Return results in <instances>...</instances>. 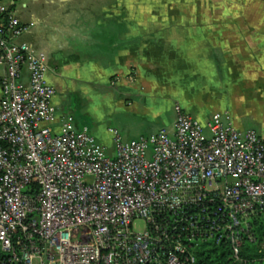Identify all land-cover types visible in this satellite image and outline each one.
Segmentation results:
<instances>
[{
  "label": "built area",
  "instance_id": "obj_1",
  "mask_svg": "<svg viewBox=\"0 0 264 264\" xmlns=\"http://www.w3.org/2000/svg\"><path fill=\"white\" fill-rule=\"evenodd\" d=\"M29 28L0 2V264H196L208 244L240 260L264 222V134L176 106L173 136L111 129L109 155L59 115Z\"/></svg>",
  "mask_w": 264,
  "mask_h": 264
},
{
  "label": "crops",
  "instance_id": "obj_2",
  "mask_svg": "<svg viewBox=\"0 0 264 264\" xmlns=\"http://www.w3.org/2000/svg\"><path fill=\"white\" fill-rule=\"evenodd\" d=\"M0 2L30 26L18 42L47 56L59 115L95 123L98 141L114 116L124 141L173 136L176 106L264 134V0Z\"/></svg>",
  "mask_w": 264,
  "mask_h": 264
},
{
  "label": "trees",
  "instance_id": "obj_3",
  "mask_svg": "<svg viewBox=\"0 0 264 264\" xmlns=\"http://www.w3.org/2000/svg\"><path fill=\"white\" fill-rule=\"evenodd\" d=\"M185 111V110H184ZM256 241H245L240 251V260L233 258V251L229 245H202L195 251L196 264H264L263 219L254 222Z\"/></svg>",
  "mask_w": 264,
  "mask_h": 264
},
{
  "label": "rangeland",
  "instance_id": "obj_4",
  "mask_svg": "<svg viewBox=\"0 0 264 264\" xmlns=\"http://www.w3.org/2000/svg\"><path fill=\"white\" fill-rule=\"evenodd\" d=\"M0 101H1V89H0ZM118 120H119V117L118 116H114L110 123L104 124L103 127H101L99 129V132H100V135H101V136H99V141L101 142L102 145H104L106 147L107 153L109 155L115 154L116 144H115V141H114V136H113V134L110 133V130L111 129H117ZM94 124L92 123L89 128H91V129L97 128L96 124L95 125ZM91 129H90V131H91ZM138 226L139 227H143V224L139 223Z\"/></svg>",
  "mask_w": 264,
  "mask_h": 264
}]
</instances>
